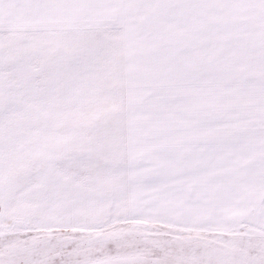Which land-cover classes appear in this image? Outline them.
Wrapping results in <instances>:
<instances>
[{"label":"snow or ice","instance_id":"snow-or-ice-1","mask_svg":"<svg viewBox=\"0 0 264 264\" xmlns=\"http://www.w3.org/2000/svg\"><path fill=\"white\" fill-rule=\"evenodd\" d=\"M0 264H264V0H0Z\"/></svg>","mask_w":264,"mask_h":264}]
</instances>
